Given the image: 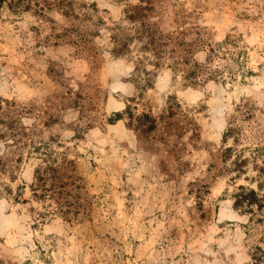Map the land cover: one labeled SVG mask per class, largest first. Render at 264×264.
<instances>
[{
  "label": "rangeland",
  "instance_id": "374dc122",
  "mask_svg": "<svg viewBox=\"0 0 264 264\" xmlns=\"http://www.w3.org/2000/svg\"><path fill=\"white\" fill-rule=\"evenodd\" d=\"M71 1L95 7L107 26L127 24L141 4ZM151 1L167 30L234 40L245 60L237 79L186 85L163 68L139 95L135 62L111 54L101 25L91 57L49 42L48 26L38 34L37 14L2 10L0 98L16 101L28 134L0 139V264H264L261 213L234 206L240 184L257 187L258 170L250 160L238 175L223 158L236 143L224 138L230 127L239 146L264 142V0ZM51 16L68 23L59 9ZM129 102L153 114L156 127L145 132L125 114L111 121ZM31 139L66 151L61 187L48 181L35 190L46 162L28 153Z\"/></svg>",
  "mask_w": 264,
  "mask_h": 264
},
{
  "label": "trees",
  "instance_id": "16d2710c",
  "mask_svg": "<svg viewBox=\"0 0 264 264\" xmlns=\"http://www.w3.org/2000/svg\"><path fill=\"white\" fill-rule=\"evenodd\" d=\"M38 6V8H35ZM59 9L62 15L68 21L63 25L58 23L52 16L51 11ZM86 8V9H84ZM8 9L14 14L32 12L38 15L39 24L33 25V29L39 34L47 26L50 33L46 36L49 42L61 44L68 42L76 45L77 50L82 54H88L91 57L92 51L95 48V36L102 37V27L108 32L109 40L112 44L110 49L111 54L116 57L130 56L135 62V71L139 72V95L147 88H152L155 83V78L159 71L163 68H170L173 71L174 77L181 76L186 85H197L201 81L218 80L230 77L237 79V70L243 68L245 60H241L244 53L243 49L238 48L236 42L230 37L221 41L211 40L206 37V29H199L194 38H188V31L185 30H167L161 24V21H155L156 6L151 0H141V4H137L130 10L126 19L127 24L115 21L113 25L106 24V21L97 16L94 12L95 7L76 4L71 0H47L44 6H40L35 0H0V17L2 10ZM84 9V10H82ZM101 25V29H100ZM238 48V50H237ZM200 51L206 53L204 60H199L197 54ZM247 53V52H245ZM246 57V56H245ZM237 65V66H236ZM238 67V68H237ZM245 69V68H243ZM246 73H255L250 68ZM227 77L225 78V76ZM244 75V74H243ZM132 97L129 101H134ZM76 103L80 100L76 99ZM16 101L7 98H0V124L5 129L0 131V139L8 136H16L17 133L23 135L28 134L24 129V125L20 123L15 108ZM135 106L129 102L123 112H117L116 118L111 117L114 121L117 118H122L128 115L132 124L135 121L137 127L145 132H149L156 127L157 119L150 112H142L137 114L134 112ZM236 129L228 128L224 133V138L227 140L233 137L236 142L234 145H229L223 150V158L231 160L234 171L238 175L244 173L250 162L253 161L254 167L258 170L257 187L240 184L238 190L234 194V206L240 211L250 213L252 216L258 212L261 213V219L264 221V142L254 146L242 145L239 146V134L235 135ZM15 141H19L15 138ZM31 139L28 143L30 148L28 153L31 155L39 154L44 162L45 167L36 169L35 190L47 186L48 181L52 182V186H62L59 183L62 181L63 163L70 162L66 156V151H59L52 142H33ZM249 150V155L245 151ZM23 156H20V159ZM63 159L59 163V159ZM4 159L0 158V163L4 164ZM5 171H8L5 167ZM1 183V182H0ZM53 190V189H52ZM54 193L56 190L54 189ZM0 195L2 192L0 191ZM263 254L260 260L264 262V241L263 247H257Z\"/></svg>",
  "mask_w": 264,
  "mask_h": 264
}]
</instances>
